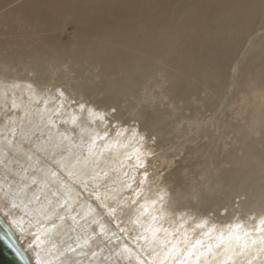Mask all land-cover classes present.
Segmentation results:
<instances>
[{
  "label": "bare ground",
  "instance_id": "bare-ground-1",
  "mask_svg": "<svg viewBox=\"0 0 264 264\" xmlns=\"http://www.w3.org/2000/svg\"><path fill=\"white\" fill-rule=\"evenodd\" d=\"M28 9L33 22L47 26L80 16L91 31L75 49L56 51L50 71L35 45L21 52L35 51L37 63L16 70L0 62L8 80L0 79V216L29 262L264 264V114L253 125L217 118L215 126L223 134L235 130L240 145L217 159L213 139L200 160L219 172L211 166L207 179L215 193L224 187L226 196H244L256 228L241 219L228 227L200 220L181 228L175 221L159 225L165 188L156 184L143 200L141 192L123 199L133 177L112 184L141 159L146 131L178 129L202 107L214 113L225 86L233 80L240 89L253 64L264 77V57L255 53L259 41L245 51L253 57L242 77L228 76L235 62L241 65L237 56L249 36L264 24V0H41ZM261 43L264 48V35ZM62 65L67 72L55 71ZM32 69L35 81L26 75ZM18 70L26 78H16ZM151 79L164 89L163 102L181 103L184 111L172 114L149 102L133 108L134 101L150 99L143 93ZM111 107L117 110L108 122ZM124 118L127 131L124 123L112 124ZM208 195L213 198L212 191Z\"/></svg>",
  "mask_w": 264,
  "mask_h": 264
},
{
  "label": "rangeland",
  "instance_id": "rangeland-1",
  "mask_svg": "<svg viewBox=\"0 0 264 264\" xmlns=\"http://www.w3.org/2000/svg\"><path fill=\"white\" fill-rule=\"evenodd\" d=\"M39 1L41 0H0V62L3 61L9 65L16 64L18 66L16 70L18 68L24 69L26 63H37L35 62V59H37L34 56L36 54L35 51L31 55H24L21 52V50H28L31 45L41 48L38 57L47 63L49 71L52 70L54 64L48 62L56 54V51L62 53V55L68 53V51L75 49L77 44H80L84 40L85 33L88 35L91 32L86 28V26L89 27L88 25L84 26V19L80 16L68 17L55 23L51 22L47 25L48 27L38 22H33L31 18L36 17V15L28 7L30 3ZM260 20L264 21V17ZM24 22L28 25L29 30L23 26L22 23ZM263 26L264 24L256 33L249 36L248 41L243 47V51L238 54L237 58L242 62L241 65L239 62H235L231 66L228 74L230 78L231 76L233 77L231 80L237 76L239 78L242 77L239 72L246 66L245 62H249L251 57H253L252 55H245V51H248L252 41H259L260 44L256 47L255 53L264 57V48H262L261 43V37L264 35ZM64 66L55 68V71L59 73L67 72L68 69ZM258 68L260 69V67L253 64V68H251L249 75L244 78L240 89L233 80L225 86L224 102L216 106L217 109L214 113L204 111L203 107L199 114L197 112L196 114H190L188 110H185L186 113H189V119H182L178 129L163 133H149L146 131L144 135V141L146 142L144 144H148H146L148 150L146 149V151L144 150L145 152H142L139 161H133V166H129L130 168H128L121 181L119 180L120 182H112L115 186H119L126 178L133 177L132 180L134 182L132 181L131 186L125 191L123 199L124 196L128 197L135 192H141L140 199L143 200L146 196V191H154L157 184V187L163 188V190L165 188L162 191L164 193V197L162 196L164 201L161 203L163 204L161 206L163 212L160 215V219H158L159 225L175 221L178 222L181 228L191 222H199L200 220L202 223H215L216 227L223 225V227H228L233 222L241 219L243 222L246 221V227L256 228L257 223L253 221H255L257 216L246 208L245 203H243L244 196H226L223 192L226 190L224 187H222V191L215 193V185L212 181L208 183L207 179L211 177L212 171L217 169L213 170L214 165L206 163L207 160L205 162H200V160L203 157L201 155L202 151H204L203 149L210 150L214 146L215 142L213 143V139L217 140L215 147V153L218 155L217 159L222 158L228 151H232V148L240 145V135L235 130L233 131V129L231 130L228 127L227 133L223 134L215 126L217 118L226 115L229 121H233L238 125L252 124L261 120L264 114V77ZM34 70L32 69L26 75L28 76L29 74V78L31 76L32 79H30L35 81L33 78L37 75V71ZM23 72V74L19 73L18 70L16 78H26L24 77L25 71ZM70 75H73V73H70ZM84 75L86 76L87 72ZM1 76L0 74V79L7 80L6 77ZM153 80L148 81L150 87L143 93V95L151 93L147 97L150 99L145 101L141 98V102L134 101L135 106L133 108L145 106L147 105L145 103L149 102L152 104V107H156L157 105L158 107L169 109L172 114L183 112L184 109H182L181 103H173L170 106L168 103L169 99H165L164 102L161 100L160 95L164 94V89L160 85H152ZM45 85L48 86L49 84L46 83ZM129 99L130 97L124 102V106L128 105ZM73 102H77V100ZM116 110L117 107L107 109L105 115L109 118L108 122L114 120L113 115ZM125 115L124 117L131 116L129 113ZM123 120L125 118L115 120L112 124L124 123ZM139 124L140 122L137 121V128ZM123 125L126 128L125 131L130 129L129 124L124 123ZM110 132L109 130L106 134L109 135L111 134ZM208 133L209 137L207 136ZM213 135L214 137H211ZM210 138L212 139L210 140ZM217 138H219V141ZM219 154H222V157ZM211 166L212 171L210 170ZM177 170H179V176H174L173 173ZM174 177L176 178L174 179ZM209 191H212L213 198L207 200L206 198H209ZM0 202H4V200L0 199ZM126 204L131 205V202L127 201ZM121 216L123 217V214ZM109 223L118 228L115 220H109ZM27 235L30 236L31 234ZM23 238L26 240L28 237L25 235Z\"/></svg>",
  "mask_w": 264,
  "mask_h": 264
},
{
  "label": "water",
  "instance_id": "water-1",
  "mask_svg": "<svg viewBox=\"0 0 264 264\" xmlns=\"http://www.w3.org/2000/svg\"><path fill=\"white\" fill-rule=\"evenodd\" d=\"M0 264H31L13 232L0 216Z\"/></svg>",
  "mask_w": 264,
  "mask_h": 264
}]
</instances>
